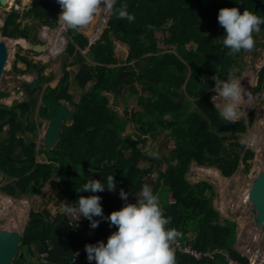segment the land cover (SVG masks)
Wrapping results in <instances>:
<instances>
[{
    "label": "trees",
    "instance_id": "obj_1",
    "mask_svg": "<svg viewBox=\"0 0 264 264\" xmlns=\"http://www.w3.org/2000/svg\"><path fill=\"white\" fill-rule=\"evenodd\" d=\"M240 3L255 15L263 16L252 0H116L115 9L126 4L134 21L118 19L115 11L105 12L80 32L71 29L72 42L67 54L73 56L71 64L77 66L72 84L82 87L83 93H79L78 101L68 93L66 85L71 71L66 69L58 84L48 87L49 93L44 92L42 97L52 99L57 106L64 100L74 107L72 123L62 126L52 149H37L34 139L26 135L35 129L31 117L32 105L37 101L35 90L27 101L14 100L10 106L0 104V173L7 181L0 189L14 197L33 196L57 176L62 197L76 207L80 196L92 194L79 192L88 180H99L107 186V177L113 175L116 190L96 194L102 198L107 216L125 203L119 196L120 189L136 201L145 184L151 186L154 195L164 186L175 200L170 203L165 196L160 197L164 216L171 217L166 227L175 229L181 240H189L197 249L225 247L240 264L259 262L253 254L262 259L264 251L257 244L249 248L253 254L246 247L251 261L234 249L236 222L222 219L214 207L213 185L205 179L192 183L186 177L193 161L200 169L217 167L222 175L230 176L240 161L243 170L249 171L248 160L254 156V151L244 149L239 141L226 142L246 131L245 120L241 118L234 124L223 120L219 108L209 99L215 85L213 76L228 80L241 73L237 59L243 50L233 53V70L224 76L208 56L219 54L224 45V29L217 21L219 9ZM60 12L56 0H49L44 7L39 3L31 5L25 13L53 29ZM19 17L18 11L11 10L2 31L27 36L26 25L19 28ZM46 34L49 45L54 32ZM19 40L16 37L15 42L20 46L27 41ZM117 42L128 47L125 61L115 50ZM191 43L195 47L187 46ZM40 81L37 79L35 89ZM263 82L264 65L258 75L257 90ZM104 93L112 94L123 109H114ZM132 95L136 98L130 104L128 97ZM253 118L254 113H248V124ZM5 126L8 129L2 136ZM164 131L171 143L163 140ZM148 140L159 141L161 151L142 148ZM144 161L148 162L146 167L141 166ZM21 213L20 209L11 230L20 232L26 222L13 264H24L26 257L36 258L33 264H70L74 250L95 244L109 228L108 222L101 221L91 229L89 221L83 216L78 218V213H50L46 208L30 209L24 218ZM240 221L245 227L246 222ZM189 232H196V237L189 238ZM248 234L249 241L261 236L255 230ZM43 252H47L45 262L39 257ZM174 256L175 264H227L221 255L213 260H197L176 251ZM78 264L95 261L89 262L83 253Z\"/></svg>",
    "mask_w": 264,
    "mask_h": 264
},
{
    "label": "rangeland",
    "instance_id": "obj_2",
    "mask_svg": "<svg viewBox=\"0 0 264 264\" xmlns=\"http://www.w3.org/2000/svg\"><path fill=\"white\" fill-rule=\"evenodd\" d=\"M23 1L24 3H26V0H14V6L7 9L5 8L6 5L7 7H9L7 0L6 4L0 7V19L2 18V21L5 20V18L7 17L8 13L11 10L18 11L20 13V17L17 19V22H20L19 28L23 29L22 27L25 26L23 25L25 19H27L28 17H33V15H26L25 13L26 7H30L31 5L36 4L38 0H31L26 5L23 4ZM44 24L45 23L39 21L38 18H33V20L28 21V23L25 26L28 32L27 35L28 39L26 40L30 41V39H33V44L40 43L41 41L39 39L38 32L39 29L43 27ZM59 24H61L60 21L56 23L57 26L55 28L50 29L51 31L56 32L57 37L59 38L58 43H60L58 48L60 50H57V53H55V55L51 54V56L49 57H42V56H48V53H45L48 52L47 50L44 52H37V51L34 52L33 49H31V45L30 48H23L19 44L16 45L15 48H13L12 45L10 51H8L9 53L8 60L11 58L9 67L8 68L5 67V70L3 71L0 79V104H6L7 106H10L14 99H16L15 101L18 102L29 100L25 89H26V84L28 85L30 81H25L26 79L31 80L33 78H37L41 80L39 83V88L34 89L35 90L34 96L37 97V101L32 105L33 114L31 115V117L36 123L35 129L33 132H29V131L26 132V135L32 137L36 142L37 149L43 146L46 127L49 124L50 119L54 115L56 108L58 107L57 106L58 103L56 104V102H54L52 99H49L48 101L47 97L46 99L42 97L43 95L42 90H44L45 93H49L48 87L53 88L56 84H58V82L62 79L63 73L66 69H69L71 71L69 82L72 83L74 79L73 74L77 69V66H73L71 64L73 56L70 57L67 54V47L69 42H72L73 34L70 33L71 29L65 30L63 27L62 28L59 27ZM2 25L3 22L0 24V35L2 37H20L23 39L25 38V36H21L19 33L17 34L14 31H13V35L9 34L8 32L4 33L2 31ZM11 28L12 27H10V29ZM257 34H259V36L257 37V40L254 41L255 43L253 50L251 52L244 51L242 55L239 57V59H237L238 60L237 65H239V67L241 68V73L237 75L236 78L241 80V85L247 90L248 93V95L245 97V100L241 108L242 111L246 112V114L241 118L245 120L247 124V129L245 132L241 133L240 136L235 135L234 137L226 141L227 143L228 141L232 142L236 140L240 142L241 138L250 135H255L257 137L256 143L253 146H244V149H251L252 151H254V156L248 160L250 164L249 171L247 172L244 171L243 170L244 166L242 163H240L239 167L235 169L230 176H224V175H220L221 174L220 170L216 169L215 166H213L215 168L208 167L203 170H199L198 169L199 165L196 164L195 162H192L189 166L188 171L186 172L187 179L192 183L205 179L213 185L214 194L212 195V203L215 205L217 209L220 210L222 219L225 218L233 219L236 222V241L234 242L233 247L241 255L246 256L249 259V261H251V259L248 255L249 252L248 250H246V247L247 249H249L250 246L252 245L254 246L257 244L260 251L261 252L264 251V218L262 219V221L261 220L259 221V219L256 220L255 211L253 209L252 204L240 203L241 197H243V199H249L247 190H249L251 184H249V186L247 185V187L244 189L245 192L242 194L240 189L244 184V182H248V181L252 182V180L254 179V177L253 178L251 177L255 175L252 174V167L254 166V162L258 161V156L262 157L260 159V166H258V172L264 169V135H263L264 134V82L261 88L257 90L256 89L257 80L255 78V76H257L258 73H260L261 71L260 69L264 65V31L261 29L259 32L257 33L255 32L253 35H257ZM34 37H36V40H34ZM187 46L195 47V45L192 43L188 44ZM127 49L128 47L126 45H121L118 42L115 43V50L123 58L124 61L127 56ZM43 54H47V55H43ZM83 54L85 55V52H83ZM31 56H34V58H32ZM22 59H25L24 61L26 62L22 61ZM8 60L6 62V65L8 63ZM24 74L26 75L28 74V75L22 76ZM214 90H217L215 89V85H214ZM68 93L73 95L74 101H78L79 93L77 91L69 88ZM105 94L106 93H104V95ZM106 95L110 101L111 106L120 112L123 109L120 102L114 100L112 94L108 93ZM7 98L11 99L9 103L6 101ZM135 98L136 95L129 96L128 97L129 103L133 104ZM63 102L65 101L61 100L59 101V104ZM66 105L68 109L71 106L68 102H66ZM40 107H42V114H40ZM250 112L254 113V118L252 120V123L248 124L247 115ZM69 124L70 121H68V119L65 118L63 125H69ZM7 129L8 126H5L4 131L2 132V136H5ZM162 138L165 141V143L166 141L171 143L170 141L171 138L167 134V132L164 131L162 133ZM142 148L152 149V151L154 150L155 153H158L159 151H161L162 146L159 143V141L148 140L147 143L142 146ZM147 165L148 162L146 161L141 163V166L143 167H146ZM155 175L156 174H154V176L152 177L154 178ZM219 175L222 176V178L224 179L219 180L220 177ZM6 183L7 181L2 178V175L0 173V186L5 185ZM150 183L151 181H149V184ZM161 189L162 190L157 195L159 199V203H161L160 201L161 196H165L166 200L168 199V196H171L169 192L164 189V186ZM7 196H11V195L7 194L6 192L0 189V212H1L0 229L9 231L10 230L9 220L12 219L17 212L11 205L7 206L6 208L4 206H1L3 199ZM14 198L20 199L18 203L21 204L20 209L22 211L21 215L23 216V218L25 216L28 217V213L30 209L41 210L43 208H46L49 210L50 213H55L56 211H60L61 202H65L61 194V184L57 176H53L51 180H49L45 184V186L41 189V191L37 195H33V196L18 195L15 196ZM239 219L244 220V222H246L245 227L243 228L240 227L238 223ZM22 229L20 230V232H18L20 233V235H22ZM251 230L253 231L255 230L257 234H261L260 239L257 237V239L255 240L257 241V243L252 240L249 241V234L244 233L245 231L250 232ZM243 234L245 236H243ZM18 252L19 250H17V253ZM256 257L259 259V262L256 261L254 263L251 261V264H264V259H261L258 256ZM26 258L29 259V264H33V262L36 261V258H34L33 260V257L32 258L26 257ZM12 260L10 264H13Z\"/></svg>",
    "mask_w": 264,
    "mask_h": 264
},
{
    "label": "clouds",
    "instance_id": "obj_3",
    "mask_svg": "<svg viewBox=\"0 0 264 264\" xmlns=\"http://www.w3.org/2000/svg\"><path fill=\"white\" fill-rule=\"evenodd\" d=\"M56 2L61 9L59 21L65 30H83L94 18L105 12L113 13L115 11L118 19L126 18L129 22L135 19L133 15L127 12L126 4L115 9L116 0H56ZM217 21L224 29L223 44L229 53H237L241 50L251 52L255 43L253 33L259 32L261 25H264V18L248 10L241 13L237 7L219 9ZM43 26H47L50 30L48 25ZM25 37V40L28 39V36ZM32 44H30L31 49ZM48 56H51L49 49ZM258 75L255 76L256 80H258ZM236 76H232L228 80H220L213 76L212 79L217 90L212 87L210 94V97L213 95L212 101H210L219 108L220 117L232 124L246 114L241 108L245 97L248 95L247 90L241 85V80ZM43 93L44 90H42ZM256 140L255 135H250L241 138L240 143L244 146H253ZM240 163L243 164L242 161L239 162V165ZM116 188L117 183L113 175H109L107 186L99 180L90 179L79 192L96 193L106 189L113 192ZM244 192L245 190L242 191V193ZM128 195L123 189H120L119 196L125 203L119 210L112 211L107 216L103 212L102 198L98 195L80 196L75 203L76 207H72L70 203L61 202V213L70 215L78 213V218L83 216L89 221L91 229L97 228L101 221H106L110 227L115 226L116 228V231L108 236L106 243L97 241L95 244H85L84 251L87 260L89 262L95 261V264H175L171 243L178 233L175 229L166 227L170 224L171 217L164 216L157 195L153 194L148 184L142 187L135 203H127ZM217 210L220 212L219 209ZM95 217L100 219H94Z\"/></svg>",
    "mask_w": 264,
    "mask_h": 264
},
{
    "label": "water",
    "instance_id": "obj_4",
    "mask_svg": "<svg viewBox=\"0 0 264 264\" xmlns=\"http://www.w3.org/2000/svg\"><path fill=\"white\" fill-rule=\"evenodd\" d=\"M6 1L7 0H0V6L6 4ZM48 1L49 0H38L37 3H39L41 7H44ZM252 1L254 2L255 8L260 9V11L264 13V3H262L261 0H252ZM233 7H237L241 13L244 10H247V8L244 7L243 3L234 4ZM28 9L29 7H26V10ZM30 20L31 17L25 19L23 25H26ZM261 29L264 30V25H261ZM80 31L81 30H79V32ZM253 38H255L254 35ZM29 42L30 44H32V40H30ZM32 49L34 52L35 51L44 52L46 51V46L44 43H34L32 44ZM8 55H9L8 47L5 41L0 40V79L3 71L5 70L6 62L8 60ZM232 55L233 53H229L227 47L224 45L219 54L217 55L208 54V56L211 57L214 60V62L219 65L220 73L223 76L230 73L233 69ZM36 84H37V79L33 78L30 81V83L26 86L25 91L27 92V95H29L35 89ZM69 88L77 91L78 93L81 94L83 93L82 87H80L78 84H72L71 82H68L66 85L67 91ZM73 112H74V107L70 106V108L68 109L66 105V101L58 105L54 115L52 116V118L49 121V124L46 127L45 136L43 140V147L46 150L52 149L57 143L59 139V134L63 126L64 119L67 118L68 121H70V124L72 123ZM96 194L97 192L92 193L91 195H96ZM248 195L250 202L253 206V209L255 211V217H256L255 219L256 220L259 219V221L260 220L262 221V219L264 218V169L260 170L252 180ZM193 235H194L193 238H195L196 232H194ZM21 236L22 235H20V233L18 232H11L10 230L6 231L0 229V264H10L11 260L17 254Z\"/></svg>",
    "mask_w": 264,
    "mask_h": 264
},
{
    "label": "built area",
    "instance_id": "obj_5",
    "mask_svg": "<svg viewBox=\"0 0 264 264\" xmlns=\"http://www.w3.org/2000/svg\"><path fill=\"white\" fill-rule=\"evenodd\" d=\"M47 31H50V30H48L47 26H43L41 29H39L38 36H39L40 41L43 42L48 47V36L46 34ZM48 49H49V51L51 50V48H48ZM31 57L34 58V56H31ZM211 97H210V100L212 101ZM135 202L136 201L134 199H131V198H128V200H127V203H135ZM169 202H172V203L175 202L174 198H172L170 196ZM108 227L109 228H108V232L106 233V235L104 237L98 239L97 241L105 242L106 239L108 238V236L112 232H114L115 226H111V227L108 226ZM84 246L79 247L76 250H74V252L72 253V256H71L70 264H78V261H79L81 255L83 253H85ZM171 248H172L174 253L176 251H178V252L186 254L192 258H195L197 260L203 259V258L208 259V260H213V259H215L216 256L221 255L224 257L227 264H240L236 259H234L230 255L229 251L224 247H214V248L208 247L206 249H197L191 245L189 240L188 241L181 240L178 236H176L174 241H172ZM77 253H78V255H76ZM39 257H40L41 261L45 262L46 257H47V252L41 253Z\"/></svg>",
    "mask_w": 264,
    "mask_h": 264
},
{
    "label": "bare ground",
    "instance_id": "obj_6",
    "mask_svg": "<svg viewBox=\"0 0 264 264\" xmlns=\"http://www.w3.org/2000/svg\"><path fill=\"white\" fill-rule=\"evenodd\" d=\"M31 1V0H30ZM8 4H9V7L11 8V7H13L14 6V0H8ZM23 4H25L24 3V1H23ZM1 7V6H0ZM5 8H7V5L5 6ZM4 13V12H3ZM2 13V14H3ZM4 21V20H3ZM19 38L20 37H17V41L19 42L20 40H19ZM14 39H15V37H2L1 35H0V40H4L5 41V43H6V45H7V47H8V51H10V48H11V46H12V44H13V41H14ZM26 42V43H25ZM59 42V38L58 37H56V39H55V41H54V43L52 44V47H51V50L49 51V55H51V54H55V53H57V50H58V48H59V45H60V43H58ZM58 43V44H57ZM22 46L21 47H26V48H29L30 47V44L28 43V41H22V43H20ZM17 44H14L13 45V48H15V46H16ZM46 46V45H45ZM46 48H47V46H46ZM62 49V48H61ZM65 52V51H64ZM10 57H11V55H10ZM47 57H49V56H47ZM55 65V64H54ZM56 68H57V66H56ZM19 77H21V76H19ZM23 80H24V78H23ZM27 80V79H26ZM51 84V83H50ZM54 84H55V82H54ZM43 88V87H42ZM6 101L9 103L10 101H11V99H6ZM35 114V113H34ZM37 114V113H36ZM36 116V115H35ZM35 118V117H34ZM264 135V134H263ZM262 139V138H261ZM261 142V141H260ZM263 147V146H262ZM259 150V149H258ZM262 150V149H261ZM262 157H260V156H258V161L257 162H254V166L252 167V174H255L254 176H251L252 178L253 177H255L256 176V174L258 173V166H260V159H261ZM199 168V167H198ZM200 169V168H199ZM205 169V168H204ZM240 169V168H239ZM200 170H203V169H200ZM221 175V174H220ZM219 175V176H220ZM241 176V175H240ZM193 177V176H192ZM195 178V177H194ZM214 178V177H213ZM220 179H224V178H222V176H220L219 177V180ZM226 181V180H225ZM248 181V180H247ZM218 184V183H217ZM249 184H251V181H248V182H244V184L242 185V187H241V194H242V191L247 187V185L249 186ZM240 186V185H239ZM218 190V189H217ZM248 191V193H249V190H247ZM234 193V192H233ZM237 194V193H236ZM229 200V199H228ZM231 200V199H230ZM237 200V199H236ZM18 201H20V199H15L14 198V196H7V197H5L4 199H3V202H2V205L1 206H4L5 208L7 207V206H9V205H11L15 210H16V214H15V216L12 218V219H10L9 220V229H10V231L13 229V227L16 225V218H17V215H18V213H19V210H20V203H18ZM234 201V200H233ZM18 203V204H17ZM238 203V202H237ZM240 203L241 204H246V203H251L250 202V199H243V197H242V199H241V201H240ZM224 204V203H223ZM222 204V205H223ZM227 204V203H226ZM4 209V208H3ZM226 210V209H225ZM12 211H14V210H12ZM1 213V212H0ZM12 213V212H11ZM11 215V214H10ZM12 216V215H11ZM239 223H240V227L241 228H243L242 226V222L240 221V219H239ZM7 224V223H6ZM245 234L246 233H248V231L246 232H244ZM243 236H245L244 234H243ZM249 251H250V249H248ZM250 253H251V251H250ZM252 254V253H251ZM255 256V255H254ZM256 257V256H255ZM262 259H264V258H262Z\"/></svg>",
    "mask_w": 264,
    "mask_h": 264
},
{
    "label": "crops",
    "instance_id": "obj_7",
    "mask_svg": "<svg viewBox=\"0 0 264 264\" xmlns=\"http://www.w3.org/2000/svg\"><path fill=\"white\" fill-rule=\"evenodd\" d=\"M30 0H26V3H25V5L29 2ZM9 6V5H8ZM10 7H7V9H9ZM60 27L62 28V25L60 24ZM15 40H16V37H15V39H14V41H13V44L12 45H14V44H16V42H15ZM54 41L55 40H52L51 39V42H50V44L48 45V48H51L52 47V44L54 43ZM24 48H26V47H24ZM48 50V49H47ZM8 68V67H7ZM209 168H212V167H209ZM199 169V168H198ZM200 170V169H199ZM170 194V193H169ZM170 196H168V198H169ZM64 199V198H63ZM65 200V199H64ZM66 202V201H65ZM239 223V222H238ZM239 225H240V223H239ZM193 233L194 232H189L188 233V237L189 238H193L194 237V235H193ZM88 235H90L91 236V234L89 233ZM190 235V236H189ZM34 260V259H33ZM25 263H27V264H29V259H27L26 258V260L24 261Z\"/></svg>",
    "mask_w": 264,
    "mask_h": 264
},
{
    "label": "flooded vegetation",
    "instance_id": "obj_8",
    "mask_svg": "<svg viewBox=\"0 0 264 264\" xmlns=\"http://www.w3.org/2000/svg\"><path fill=\"white\" fill-rule=\"evenodd\" d=\"M256 9H258V8H256ZM33 18H35L34 16L33 17H31V20H33ZM262 18H264V13H263V16H262ZM39 20V19H38ZM40 21V20H39ZM44 25H47V24H44ZM263 30V29H262ZM264 31V30H263ZM255 33V32H254ZM253 33V34H254ZM257 33V32H256ZM255 36V38H254V41L255 40H257V37L259 36V34H257V35H254ZM56 37H57V34H56V32H54V34H53V36H52V40H55L56 39ZM33 40V39H32ZM48 51V50H47ZM45 53H48V52H45ZM43 55H47V54H43ZM42 57H47V56H42ZM10 60H11V58L8 60V63H7V65H6V67H9V64H10ZM28 75V74H27ZM26 74H24V75H22V76H27ZM220 80H224V79H220ZM241 199H242V197H241Z\"/></svg>",
    "mask_w": 264,
    "mask_h": 264
}]
</instances>
